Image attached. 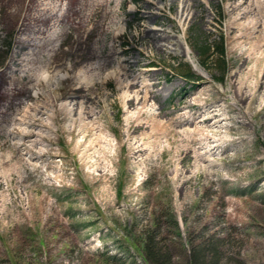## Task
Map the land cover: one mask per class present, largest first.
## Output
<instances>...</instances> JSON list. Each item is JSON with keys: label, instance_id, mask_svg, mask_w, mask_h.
<instances>
[{"label": "rangeland", "instance_id": "1", "mask_svg": "<svg viewBox=\"0 0 264 264\" xmlns=\"http://www.w3.org/2000/svg\"><path fill=\"white\" fill-rule=\"evenodd\" d=\"M183 1L47 0L64 21L20 48L36 10L0 0V264H147V236L173 264H264V0L171 22ZM221 39L225 67L201 55ZM131 79L157 99L129 108Z\"/></svg>", "mask_w": 264, "mask_h": 264}, {"label": "bare ground", "instance_id": "2", "mask_svg": "<svg viewBox=\"0 0 264 264\" xmlns=\"http://www.w3.org/2000/svg\"><path fill=\"white\" fill-rule=\"evenodd\" d=\"M47 0H31L30 8L35 9L36 11L32 14H27L25 17V27L24 30L26 31L27 37L26 38H18L17 39V45L21 48L32 44L31 41L38 37V35H44L46 32H49L50 29H52L54 26L57 25V23L61 24L64 21V14H59L55 11V9L50 6V4L47 2ZM248 0H239V4L234 7V9L243 6L247 3ZM199 0H194L192 2H189L188 0L183 1V5L181 7V10L177 13V18L172 19L171 22L180 21L181 23H186L188 21H191L193 18L190 16V9L198 7ZM248 13H245L247 15ZM204 15H202V18ZM51 25L50 28H48V25ZM52 35H54L52 33ZM146 36L150 37L152 39V42L155 44V46L159 50H166L164 47V44L162 43L163 40L168 41L170 39L168 28L164 25L162 27H159L158 29H147ZM30 37V39H28ZM13 64L16 65V67H19L16 70H13V74H19L18 79H21V60L16 59V55L12 57ZM135 64H138V61H135ZM23 71V70H22ZM153 76V73L152 75ZM157 83L147 81L146 84L142 87H140L139 82L136 79H131L129 83L127 84V92L129 93L133 89H137L134 91V95L127 99L126 104L129 106V108L134 107L137 103H140L141 101H146L148 98L150 99H157V93L154 92L150 87H154ZM126 92V93H127ZM68 108V106H67ZM180 110V109H178ZM73 112L72 110L70 111ZM79 115L82 117L81 121L83 124H86L85 116H82L83 114L80 112ZM141 129V125H138L134 128L133 132H137ZM140 149L135 150L134 154L138 155L140 153Z\"/></svg>", "mask_w": 264, "mask_h": 264}, {"label": "trees", "instance_id": "3", "mask_svg": "<svg viewBox=\"0 0 264 264\" xmlns=\"http://www.w3.org/2000/svg\"><path fill=\"white\" fill-rule=\"evenodd\" d=\"M7 49H10L11 44L8 43ZM212 46L210 44H206L205 47L201 49V55L204 57H210L214 56L212 54L217 53L220 57V60L224 64L225 67V43L224 39H221V42L219 45L216 46V51L212 52ZM177 67L182 68L184 74H182L183 78L188 82L192 83L193 87L196 86L195 84L200 83L202 81L201 77L196 75L194 72H192L191 65L188 62L182 63L179 62L177 64ZM224 69V68H223ZM223 74H225L223 72ZM137 248L141 251L142 256L144 257L147 264H173L171 260V255L168 251H163L162 248L158 246V243L155 241L154 237L147 236L145 237L144 241L140 246L135 243ZM207 249L202 246L197 247L193 251V259L191 260L190 264H206V258H205V251ZM215 250H212V254L214 259L217 258V252H213Z\"/></svg>", "mask_w": 264, "mask_h": 264}]
</instances>
